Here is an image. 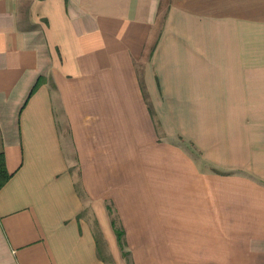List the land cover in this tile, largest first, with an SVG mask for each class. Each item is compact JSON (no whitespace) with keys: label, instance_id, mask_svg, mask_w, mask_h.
I'll return each instance as SVG.
<instances>
[{"label":"crops","instance_id":"obj_1","mask_svg":"<svg viewBox=\"0 0 264 264\" xmlns=\"http://www.w3.org/2000/svg\"><path fill=\"white\" fill-rule=\"evenodd\" d=\"M0 153V264H264V0H0Z\"/></svg>","mask_w":264,"mask_h":264},{"label":"rangeland","instance_id":"obj_2","mask_svg":"<svg viewBox=\"0 0 264 264\" xmlns=\"http://www.w3.org/2000/svg\"><path fill=\"white\" fill-rule=\"evenodd\" d=\"M112 216H113V225L115 227V231H116L117 236H118V246H119L121 261L123 264H131V257H130V254L127 250V247L124 243V240H123V238H120V236L117 232V230L120 229V222H119V220L116 219V217L114 215H112ZM105 249H106L105 243L102 241V238H101V250L104 251Z\"/></svg>","mask_w":264,"mask_h":264},{"label":"trees","instance_id":"obj_3","mask_svg":"<svg viewBox=\"0 0 264 264\" xmlns=\"http://www.w3.org/2000/svg\"><path fill=\"white\" fill-rule=\"evenodd\" d=\"M41 80L39 79V82L35 86L34 90L35 91L39 85ZM12 176V173L8 171L7 166H6V158L4 153H0V189L5 185V183L10 179ZM120 238H123L124 240V230L120 228L117 230ZM125 243V240H124Z\"/></svg>","mask_w":264,"mask_h":264}]
</instances>
